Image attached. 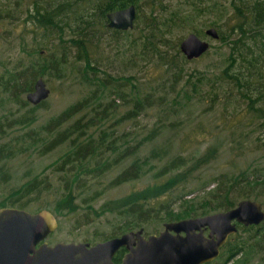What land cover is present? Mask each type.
Segmentation results:
<instances>
[{"label": "trees", "instance_id": "16d2710c", "mask_svg": "<svg viewBox=\"0 0 264 264\" xmlns=\"http://www.w3.org/2000/svg\"><path fill=\"white\" fill-rule=\"evenodd\" d=\"M64 4L67 8L62 27L58 24L61 17L54 20L60 14L55 7L41 9L44 10L42 19L36 22L37 28L58 33L61 46L49 55L37 46L27 51L25 46L29 44L22 43L21 50L34 58L19 60L3 81L4 94L9 93L14 99L18 92L20 95L32 90L35 81L47 72L62 77L70 58L73 62L84 63L82 71L90 87L88 94L40 129H29L18 138L19 153L33 146L37 156H44L69 141L68 149L56 160L51 172L63 174L59 178L63 196L57 203L56 213L62 210L78 213L79 191L90 187L94 181L100 182L121 158H128V164L106 181L105 186L93 190L83 200L94 201L110 188L147 177L144 186L130 190L118 202L103 205L97 213L98 216L107 212L121 217L123 222L116 228L122 233L153 219L176 221L226 210L240 199L264 203V165L251 163L242 167L237 164L244 152L264 151V0H66ZM128 5L135 8L130 28L133 30L109 28L106 14ZM202 17L208 18L207 26L216 29V41L226 52L210 73L194 76L184 69L187 59L178 49L177 31L198 34L194 25ZM106 31L117 46V54L122 48L124 54L128 52V69H133L138 61L160 69L154 85L133 75L121 77L119 80L124 81L119 83L113 76L103 77L105 72L96 74L98 70L92 65L93 59ZM90 71L92 77L87 74ZM106 94L111 97L104 99ZM117 100L128 104L119 120H133L149 108L161 107L165 124L152 128L134 143L128 141V146L122 149L114 141L111 142L114 145H110V139L104 140V130L97 140L91 136L84 138L92 127L116 112ZM189 101L194 108H199L196 115L193 110L187 111ZM100 106L101 110L97 108ZM179 110L186 112L187 119L180 117ZM214 113L219 121L214 127L224 134L221 139L209 141L212 136L209 132L202 140L189 138L192 131L203 128L202 117ZM23 122V119L18 121L20 125ZM65 123L68 124L63 127ZM163 128L175 132L183 129V132L177 142L170 136L162 145L155 144L143 153L142 148L152 143L165 130ZM244 128L249 130L244 131ZM256 129L258 133L253 138ZM104 143H107L105 147ZM8 149L10 146L0 145V161L12 157V151L5 153ZM106 152L115 153L116 157H103ZM225 152L230 157L229 166L209 172L207 166ZM89 175L93 181L85 179ZM51 187L52 180L43 171L12 190L9 196L16 195L12 205L24 209L31 195L37 198ZM85 203L92 209L89 201ZM238 228L247 233L245 237L236 236V232L230 234L217 258L204 264H239L244 260L243 255L252 258L259 250L264 252L263 225L260 228L237 225ZM124 251L120 248L113 260L120 261Z\"/></svg>", "mask_w": 264, "mask_h": 264}, {"label": "rangeland", "instance_id": "374dc122", "mask_svg": "<svg viewBox=\"0 0 264 264\" xmlns=\"http://www.w3.org/2000/svg\"><path fill=\"white\" fill-rule=\"evenodd\" d=\"M33 1L34 0H0V16H7V18H0V73L3 76L7 74L6 71H12L11 68L14 67L19 60L28 61L34 58L32 56L28 57L25 50L29 51L31 48L37 46L39 49L45 50V54L50 55L61 46V41L58 39V33H49L48 31L39 30L29 24V22H25L24 10L30 7ZM16 3H19L20 7L17 6ZM207 21V17H202L195 22L194 27L199 30V33L196 35L201 39L208 41V50L200 57L187 60L184 64L185 71L193 73L194 76H197L198 73H210L220 61L219 58L222 57V54L226 52L225 47L216 41V39L208 38L204 34V29L210 27L207 26ZM32 28H34V35L32 32L30 33ZM189 32L191 31H177V38H179V41ZM109 36L110 33H107V31L103 33L100 47L96 53L95 59H93L94 63L92 65L98 70V72L96 71V74L100 75L101 72H105L106 74L103 75V77L110 75L117 78V80L123 76L133 75L135 78L143 81L147 79L150 81V85H154L160 75V69L143 61H138L133 69H128V52L127 54H124L122 48L117 54V46ZM124 41H126L125 38ZM25 43H28L29 45L25 46V50L22 51V45ZM71 54H73V52ZM72 59L73 58H70V63H67L65 71L62 73V77H57L52 72H47L42 76L50 93L37 108H34L29 102L25 104L19 102V100L21 102L22 100H26V92H23L20 95L18 93V96L12 99L10 96L1 93L0 90V145L6 144L10 146L11 149H8L5 153L12 151V157L10 159L0 161V206L3 204L6 206L12 205V201L16 195L10 197L9 194L11 191L18 188L33 175L43 171L44 174H48L49 178L52 180L53 187L37 198H35V195H31L28 200V206L24 209L30 212H36L37 207L41 209L45 208L50 210L55 216L58 226L45 238L49 245H53L59 241H86L89 243H96L111 238L110 236L113 234H117L116 236L121 235L122 232L116 228L118 224L123 222L121 217H117L116 214L113 213L107 214V212L102 213L104 214H101L102 216H98L97 213L100 212L103 205L107 203L113 204L114 202L120 201L130 190L140 188L148 181V178L146 177L137 181L124 183L102 192V194L94 201L83 200L84 197H89L93 190L105 186L106 181L110 180L128 164V158H121L120 161H117L118 163L116 166L100 179V182L94 181L91 184L92 186L84 187L79 191L80 193H76H79L76 199V203L79 205L78 213L71 214L67 210H62V213L59 214L56 213L55 208L57 203L63 196L62 190L59 187V178L63 174L61 172L51 174V172L54 169V163L56 160L59 159L68 149L69 141H65L57 149L44 156H37L33 146L31 147V150L25 153H19L18 149L20 145L18 144V138L23 132L29 129H40L51 118L59 115L67 106L82 99L88 94L90 87L87 85V81L84 80V73L82 71L84 63L73 62ZM87 74L91 77L93 76L91 71ZM152 80L155 81L152 83ZM122 81L124 80H119L118 82L121 83ZM126 88L128 90V85ZM109 97L111 96L106 94L104 99ZM116 103L118 104L115 108L116 112L107 115L105 119H102L96 126L92 127L84 134V138L87 139L91 136V138L97 140L103 136L101 131L104 130L106 132L104 140L110 139L108 144L114 145L117 143V146L122 149L125 145L128 146V141H133L134 143L152 128L159 127L162 123L165 124L162 122L164 120V113L161 111V107L149 108L133 120H119L120 116L128 109V104L121 100H117ZM187 104L189 106L188 108L186 107L187 111L190 113L191 110H193V114L196 115L199 108H194L191 101ZM94 106H97V103L94 104ZM101 107L102 106L97 108H100L101 110ZM178 113L182 119H187L185 111L179 110ZM82 114H84V112L77 115V117ZM97 115L100 116V113ZM168 117L170 119L173 118L171 115ZM189 117L190 120H192L191 114ZM27 118H29V120H26ZM22 119L24 122L20 125L18 121ZM202 119L204 125L203 128L192 131L189 134V138L197 137L202 140L203 135H206L207 132H209L212 135L210 139L208 138L209 141H213V139H221V136L224 134L218 132V129L214 127V125L219 124L216 114H209L202 117ZM67 124L68 123H65L63 127ZM183 128L189 129L188 127ZM163 129H161L163 131L153 140L152 143L147 144L142 148L143 153H147V151L155 144L160 143V145H162L170 136H172L174 142H177L183 132V129H179L177 132L169 131L167 128ZM194 129H196L195 126ZM248 130L249 128H244V131ZM199 132H202L203 134H200ZM257 133L258 130H254L252 137L254 138ZM86 141L87 140L84 142ZM112 141H114V144L111 143ZM106 145L107 143H104L103 147ZM203 146L204 144H202L201 147ZM103 147H101V149H103ZM245 153L246 152H244V155L237 160L238 165H241L242 167H247L251 163L260 166L264 165V151L256 150L255 152H252V154ZM103 157L115 158L116 154L106 152ZM229 161V155L226 152L222 153L216 160L212 161V163L207 166V170L209 172H216L226 169L227 166H229ZM85 179L93 181L90 175L86 176ZM86 201H89V204L92 205V209L87 207V204L85 203ZM261 205L264 211V203ZM162 223V220L153 219L143 223L140 227H134L133 230L141 228L143 234H157L162 228ZM262 225L264 227V220L255 226L260 228ZM246 234V232L243 233L239 228L235 233L236 236L239 235L241 237H245ZM259 243H262V241H259ZM242 258L246 260H242L239 264H264V252H260V250L256 252L252 258L251 255H243Z\"/></svg>", "mask_w": 264, "mask_h": 264}, {"label": "water", "instance_id": "95a60500", "mask_svg": "<svg viewBox=\"0 0 264 264\" xmlns=\"http://www.w3.org/2000/svg\"><path fill=\"white\" fill-rule=\"evenodd\" d=\"M109 28L128 30L135 18L133 5L106 14ZM204 34L217 38L216 29L207 27ZM209 43L189 32L178 43L180 53L187 60L203 55ZM50 90L43 78H38L26 100L32 105L43 102ZM264 220L259 201L240 199L226 210L176 221L163 222L157 233L142 234V229L128 230L90 245L88 242L59 241L49 245L45 238L58 224L48 209L30 212L18 207L0 208V264H203L219 254V248L237 225H258ZM203 228L208 230L206 236ZM184 232L181 236L179 233ZM126 249L121 260L114 255Z\"/></svg>", "mask_w": 264, "mask_h": 264}, {"label": "flooded vegetation", "instance_id": "af4514ba", "mask_svg": "<svg viewBox=\"0 0 264 264\" xmlns=\"http://www.w3.org/2000/svg\"><path fill=\"white\" fill-rule=\"evenodd\" d=\"M64 2H66V1H63V0H34L32 3H31V5H30V7H28V8H26L25 10H24V15H25V22H29V24H31L33 27H35V28H37L36 27V22L38 21V20H41L42 19V13L44 12V10H41V9H43L44 7H45V9L46 8H51V7H55L56 9H58L59 10V15L57 16V17H55L54 18V20H56V21H58L59 20V18L61 17V19L62 20H60V22L58 23L59 25H61L60 27H62L64 24V22H65V20L64 19H66V18H64V12L66 11V6H65V4H64ZM17 4V6H19L20 7V5H19V3H16ZM40 9V11H36V9ZM0 18H7V16H0ZM107 23H108V21H107ZM108 26V25H107ZM40 28V27H39ZM39 28H37V29H39ZM32 31H30V33L32 32L33 33V35H34V28H32L31 29ZM39 30H43V31H47V30H45V29H39ZM33 39H34V37H33ZM34 44V43H33ZM41 52H44V51H41ZM6 73H8V71H6ZM3 81H4V76L3 75H1V73H0V90H1V93H3L4 94V92H3ZM33 88H34V85H33ZM33 90V89H32ZM32 90H30V91H32ZM16 91H18V90H16ZM30 91H27L26 92V94L28 93V92H30ZM19 93V92H18ZM17 93V94H18ZM7 95L8 96H10L9 95V93H7ZM18 95H16V97H17ZM15 97V98H16ZM25 98H26V96H25ZM40 104V103H39ZM34 106V105H33ZM1 129V128H0ZM3 207H16V206H14V205H1L0 206V208H3ZM163 224V223H162ZM249 226V225H248ZM255 226V225H254ZM162 229V228H161ZM159 232V231H158ZM157 232V233H158ZM207 233H208V230L206 229V228H203V230H202V234L204 235V236H206L207 235ZM143 234V233H142ZM155 234V233H154ZM181 236H183L184 235V232H180L179 233ZM144 236H146L147 234H143ZM83 242H86V241H83ZM89 243V242H88ZM90 245H92V244H95V243H89ZM223 246V245H222ZM222 246L219 248V252H220V250H221V248H222ZM124 249V248H123ZM125 251H126V249H124ZM125 251L123 252V254L125 253ZM123 254H122V256H123ZM219 255V254H218ZM217 258V257H216ZM121 260V259H120ZM213 261V260H212ZM207 263H210V262H207ZM204 264V263H203Z\"/></svg>", "mask_w": 264, "mask_h": 264}]
</instances>
